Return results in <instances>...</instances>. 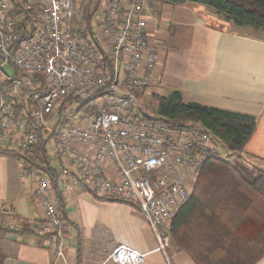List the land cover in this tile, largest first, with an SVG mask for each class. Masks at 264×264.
Returning <instances> with one entry per match:
<instances>
[{"label": "built area", "instance_id": "obj_1", "mask_svg": "<svg viewBox=\"0 0 264 264\" xmlns=\"http://www.w3.org/2000/svg\"><path fill=\"white\" fill-rule=\"evenodd\" d=\"M149 1L99 0L88 27L76 20L82 0H45L33 10L32 37L19 42L10 2L0 0V149L17 157L37 209L30 220L0 210V225L19 236L29 228L53 258L64 257L70 235L51 179L31 164L42 142L59 187L136 206L167 261L172 221L204 161L218 156L208 134L173 131L156 110L143 114L137 105L161 60L148 36ZM145 257L118 245L105 260L142 264Z\"/></svg>", "mask_w": 264, "mask_h": 264}, {"label": "crops", "instance_id": "obj_2", "mask_svg": "<svg viewBox=\"0 0 264 264\" xmlns=\"http://www.w3.org/2000/svg\"><path fill=\"white\" fill-rule=\"evenodd\" d=\"M44 1L9 0L14 14L25 10L18 22L31 10L29 31L37 26L33 10H40ZM84 1L93 22L99 0L94 6L93 0ZM144 12L154 15L148 36L161 52V60L150 85L138 96L139 108L142 100L178 90L185 102L254 117L255 129L241 155L264 171V36L244 33L199 4L172 6L150 0ZM19 173L17 157L0 150V210L34 219L33 187H23ZM54 190L69 227L64 257L53 258L43 239L29 228L19 236L2 224L0 264H117L105 258L118 245L145 253L142 264H196L172 242L168 261L156 251V240L136 206L59 187L58 179ZM253 264H264V253Z\"/></svg>", "mask_w": 264, "mask_h": 264}, {"label": "trees", "instance_id": "obj_3", "mask_svg": "<svg viewBox=\"0 0 264 264\" xmlns=\"http://www.w3.org/2000/svg\"><path fill=\"white\" fill-rule=\"evenodd\" d=\"M157 1L172 6L199 4L236 28L264 32V0ZM23 11L13 15L22 17ZM30 12L27 10V16L18 22L19 42L29 40L34 33L26 26L31 20ZM92 17L93 13H88L86 2L82 0L76 20L84 21L89 27ZM12 74L18 75L15 71ZM154 99L155 116L169 129L197 128L208 134L218 148V156L208 157L202 164L191 197L174 217L171 242L177 250L189 253L196 264H253L264 253V171L257 169L241 153L252 136L256 119L185 102L178 90ZM90 106L84 103L81 109L85 107L84 111L89 112ZM219 147L232 159H223ZM31 164L48 174L53 186L57 187V170L47 158L43 142Z\"/></svg>", "mask_w": 264, "mask_h": 264}, {"label": "rangeland", "instance_id": "obj_4", "mask_svg": "<svg viewBox=\"0 0 264 264\" xmlns=\"http://www.w3.org/2000/svg\"><path fill=\"white\" fill-rule=\"evenodd\" d=\"M96 2H97V0H93L91 6H94L96 4ZM238 29L244 33H247V34L264 36V32L254 31L253 29L248 28V27L238 28ZM4 70L7 71L8 73H11V74L14 72V69L9 64H4ZM140 106H141V112L143 114H149L151 112L154 113V111L156 110V101L154 98H151L149 100L148 99L142 100L140 103ZM219 151H220V156L223 159H226V160L232 159V157L227 153V151H225L221 147H219Z\"/></svg>", "mask_w": 264, "mask_h": 264}]
</instances>
